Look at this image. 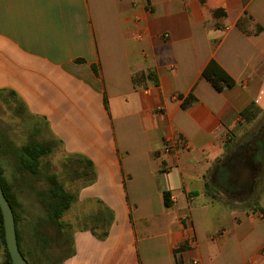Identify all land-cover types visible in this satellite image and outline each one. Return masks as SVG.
Instances as JSON below:
<instances>
[{
	"label": "crops",
	"instance_id": "obj_1",
	"mask_svg": "<svg viewBox=\"0 0 264 264\" xmlns=\"http://www.w3.org/2000/svg\"><path fill=\"white\" fill-rule=\"evenodd\" d=\"M263 114L264 0H0L1 157L54 138L87 174L60 264H264V151L244 155Z\"/></svg>",
	"mask_w": 264,
	"mask_h": 264
},
{
	"label": "rangeland",
	"instance_id": "obj_2",
	"mask_svg": "<svg viewBox=\"0 0 264 264\" xmlns=\"http://www.w3.org/2000/svg\"><path fill=\"white\" fill-rule=\"evenodd\" d=\"M3 126L4 125H2L1 128H9V126ZM256 130H258L256 138L253 136L251 139H248V135H246L243 139H248L244 143L245 146H247V148L244 149L246 150L244 155H250L255 152L254 150L257 149L255 142L258 141V136L260 139L261 136L264 135V114L260 122L255 124L248 134L252 135ZM90 135H93V133H90ZM8 137L12 139L10 144L14 148H21L24 144L26 145L31 142V140H26V136L19 132L10 134ZM239 143L241 144L242 142ZM50 145L52 146V153L40 159L41 166L37 174L25 171L22 169L19 162V165L16 164V162L12 165L11 158L3 159L1 157L3 152L0 149V175L5 185L10 189L22 251L26 255V259L32 264H60L72 250V230L81 227L78 226L76 220H73L74 217L82 211L81 206L78 204L73 205V207L71 205L72 208L70 207L63 216V221L67 220L74 228L68 229L67 225L63 224L64 229L59 232L55 226L48 225L46 221L48 216L45 205L50 203L51 199L46 198V200H43L40 194H44L52 188L50 178L55 176L58 182H60L67 191L69 190V192L76 196L79 189L86 183L87 176V174H85L81 179H70V174L72 173L65 172L62 165L64 159L62 146L55 141L54 138H51ZM19 153L21 154V152ZM234 160H236V158H233V161ZM32 171H34V167ZM234 181H236V179H234L233 182ZM230 185H233L232 182ZM229 188H231V186ZM231 192L232 196H229V200L234 204V202H236L234 197L242 193L235 188H233ZM251 192L252 190L249 186L244 192V195L249 197L251 196ZM235 204L237 206L240 205L239 203ZM85 222H83L84 225L82 226L88 225V223L85 224ZM45 241H48L50 245H45ZM42 247L44 248L43 250ZM6 262V250L0 234V264H6Z\"/></svg>",
	"mask_w": 264,
	"mask_h": 264
},
{
	"label": "trees",
	"instance_id": "obj_3",
	"mask_svg": "<svg viewBox=\"0 0 264 264\" xmlns=\"http://www.w3.org/2000/svg\"><path fill=\"white\" fill-rule=\"evenodd\" d=\"M203 77L206 80H208L218 92H223L227 89H231L236 85V82L215 61H211L209 65L205 68L203 72ZM192 100H193V96L191 94L189 97L185 98V103L183 104V107L186 108L188 104L192 102ZM258 113H259L258 107L253 103L241 112V117L247 121H251L257 116ZM262 141H264V138ZM255 146L258 149L264 151V142L256 141ZM51 153H52V146L49 144L48 145L38 144V143L28 144L21 150L20 160H21L22 169H24L27 172L37 174L41 166L40 159L42 157H46L50 155ZM33 167H34V171H32ZM50 181L52 188L48 190L46 193L40 194V197L43 200H46V198L51 199V202L45 205V209L47 211V216H48L46 221L48 222V225L55 226L57 230L60 232L61 230L64 229V225L62 223L63 216L65 215L66 211H68V209L71 207L76 197L74 196V194L68 192L64 188V186L60 182H58L55 176H52L50 178ZM0 182L4 190L5 196L9 201L14 212L12 197L10 195V189L5 185V182L2 180L1 175H0ZM164 203H165V207L167 208L171 207L169 193H164ZM15 221H16V215H15ZM16 229H17V222H16ZM0 234L6 250V255H7L6 264H12L11 257L6 245L5 230L3 225V216L1 209H0ZM17 237H18V244L20 251L26 259V255L24 254L21 248L18 229H17ZM45 242H46L45 245L46 244L47 246L50 245L48 241ZM43 249L44 248L42 247V250ZM28 263L32 264L29 261Z\"/></svg>",
	"mask_w": 264,
	"mask_h": 264
},
{
	"label": "water",
	"instance_id": "obj_4",
	"mask_svg": "<svg viewBox=\"0 0 264 264\" xmlns=\"http://www.w3.org/2000/svg\"><path fill=\"white\" fill-rule=\"evenodd\" d=\"M0 209L3 216L5 240L12 264H29L20 251L13 209L7 200L0 182Z\"/></svg>",
	"mask_w": 264,
	"mask_h": 264
},
{
	"label": "flooded vegetation",
	"instance_id": "obj_5",
	"mask_svg": "<svg viewBox=\"0 0 264 264\" xmlns=\"http://www.w3.org/2000/svg\"><path fill=\"white\" fill-rule=\"evenodd\" d=\"M237 173H234L236 177L241 179L242 184L248 182V178L251 176L254 165L251 163L249 158H245L242 162L233 166Z\"/></svg>",
	"mask_w": 264,
	"mask_h": 264
},
{
	"label": "built area",
	"instance_id": "obj_6",
	"mask_svg": "<svg viewBox=\"0 0 264 264\" xmlns=\"http://www.w3.org/2000/svg\"><path fill=\"white\" fill-rule=\"evenodd\" d=\"M176 147V145H175V143H173V142H168L167 144H166V149L167 150H169V151H171L173 148H175Z\"/></svg>",
	"mask_w": 264,
	"mask_h": 264
}]
</instances>
